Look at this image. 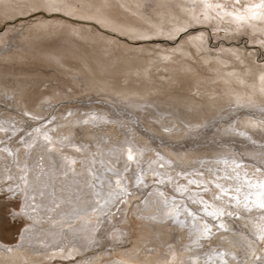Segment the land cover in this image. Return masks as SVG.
Here are the masks:
<instances>
[{
    "label": "bare ground",
    "instance_id": "1",
    "mask_svg": "<svg viewBox=\"0 0 264 264\" xmlns=\"http://www.w3.org/2000/svg\"><path fill=\"white\" fill-rule=\"evenodd\" d=\"M24 3L25 0H5V3L0 5V21L19 17L13 13L21 10L16 7L17 4ZM69 3L78 9H86L89 13L95 14L97 19L105 20L106 26L103 27L131 39L157 37L176 39L182 32L174 34L172 29L183 25L188 18L187 13L193 8H196L198 18L204 20V17L201 18L202 7L194 6L192 0H69ZM88 5L92 7L88 8ZM231 20L225 18L227 22ZM92 21L96 22L95 19ZM213 21L192 24L187 30L196 25L219 27L218 20ZM232 23L235 26H225L231 36L229 39H238L241 34H248L249 30L252 44L263 41L264 20L253 21L254 27L244 25L241 30L234 22ZM35 25L32 24L28 31L17 38V50L0 56V99L3 103L10 102L12 106L17 107L18 104L20 107L23 105L26 111L40 117L51 101L62 98L78 100L98 95L113 102L115 100V103L123 109H125L123 106H128L125 110L137 109L152 114L153 118L150 120L156 123L150 122L148 126L161 134L166 129L169 134L174 135L172 141H181L190 134L197 139L187 138V141L192 143L187 145L164 142L165 147L157 144L159 139L145 135L144 138L136 136L138 143L141 142L138 144L133 141L135 134L134 136L132 134V131L138 134V128H132L129 122L127 123L130 125H122L117 115L112 118L99 115L96 116L97 120L93 124L104 121L119 124L118 128L123 140L119 143L118 140L112 142L111 138L107 139L105 135L100 139L98 138L100 135L93 132L88 140L84 134H81L88 132L86 127H82L84 120L80 119L81 109L73 110L70 116L60 120L55 129L52 127L47 131L51 133L49 136L52 137L56 148L55 151L49 152L46 146L42 148L44 152L40 153L41 158H44L43 165L47 168V174L43 173L46 175L42 174L43 177L37 179L36 174L39 169L36 170L35 164L30 166L31 169L28 171L30 174L24 179L26 198L22 207L27 214H30L28 216L31 217L33 224L24 231L16 245L0 242V264H52L55 261L62 262L75 257V260L67 263L80 264L83 260H89L93 264H110L112 261L125 260L134 264H162L164 259H169L175 261V264H217L219 253H225L223 259L229 264H253L255 259L253 252L264 259V251H262L264 247L261 245L264 242L260 244L252 236L253 233H257L258 227L264 226L261 211L253 209L249 213L242 208H230L224 203L228 201L227 196L223 201H219L220 204L213 200V196L219 194V190L215 187L217 183L229 188L230 194H234L232 189L238 184H243L246 173L253 182L257 178L264 179V176L255 172L256 167H264L256 162L258 159L264 163V92L261 91L264 85L260 81L264 66H257L256 54L250 53L247 57L246 48H232L230 52L226 50L227 47L210 52L207 43L208 34L202 31L190 36L181 46L174 49L161 51L147 49L133 53L127 48H119L120 57L110 60L111 52L106 44L97 39H88V36H84L80 31L72 32V35L85 40V43L66 38L63 40L64 43L45 50L44 43L56 37L62 27L44 30ZM201 34L204 36L203 42H193V37ZM4 36L0 37L2 46L11 39L8 34ZM262 45L264 46V43ZM179 55L183 58L178 57ZM165 56L171 59L165 60ZM186 58L193 59L197 66L184 61ZM31 59L34 61L32 62L34 67L40 69L37 73L17 71L23 70L27 63H31ZM160 70L168 72L169 77L160 74ZM10 98L11 101H8ZM29 103L35 104L33 108ZM144 105L147 107H143ZM101 106L94 108L98 110ZM233 106L238 108L230 113L229 110ZM101 109L106 113L117 112L123 115L116 111V108L109 106ZM166 114L169 116L164 117ZM62 123L65 125L60 126ZM218 125L223 127L219 128ZM193 129L195 130L192 131ZM241 132L244 135H240ZM2 133L3 131L0 134ZM6 135H8L7 131ZM0 136H2L0 139L5 137L4 134ZM79 137L87 140L75 143L74 140ZM243 137L252 138L255 143ZM34 140L32 139L31 143ZM197 140L204 143L196 146ZM38 141L40 143V140ZM71 145L82 149L86 145L88 147L93 145L100 155L87 153L85 155L87 166L85 168L81 166V171H78L76 164L84 162V157L80 159L79 155L75 157V154L73 155L69 150L62 151ZM129 146L136 153L134 161L127 160L126 149ZM242 151L248 154L247 163H244L246 160ZM250 156L254 158L250 159ZM65 157L77 161L73 166L74 172L69 168ZM238 157L240 162L237 161ZM141 160L144 164L140 163ZM93 161H95L94 167ZM236 164L240 167L236 168ZM110 165L119 166L120 170H113ZM142 165L146 167L143 171H141ZM160 165H164L165 169H160ZM141 172L143 177L156 176L155 178L165 184V187H157L155 192L152 191L155 193L151 196L153 199L149 197L145 199L149 202L147 208L145 205L142 206L140 201L136 202L144 193L142 189L134 187V176ZM199 173L204 176L200 178ZM117 175L125 176L126 180L122 183L126 184L133 193H137L131 198H125L126 201L128 200L127 206L122 205L125 212H133L131 217L136 227L127 230L125 227L124 230L115 227L110 237L108 225L114 227L123 219L127 221L126 214L120 211L121 204L112 203L116 197L109 195L110 185L115 186ZM6 176L3 174V179H7ZM181 177L186 180L180 182L183 186L186 185V188L183 187L181 190L184 199L179 201V198H176L175 202L171 200L174 196L169 186L176 185ZM167 179L170 181L166 182ZM189 180L198 184L203 181V184L207 183L206 186L213 188V194L210 196L204 194L207 203L212 207L224 206L227 211L238 212L241 219L236 220L225 215L214 223L211 217L208 218L203 213L204 203L200 204V200L203 201L201 198L204 196L200 197L198 193L191 192L193 188L187 183ZM145 182L142 184L144 185ZM188 190L191 193H187ZM242 191H246V188ZM160 192L164 193L163 199L168 201L161 207H171L175 203L180 206L185 204L193 212L199 209L198 215L202 213L199 218L201 222L209 221L213 224L223 222L227 231L213 227V234L209 238L201 239L198 244H194L193 219L187 217L183 209H177L180 213L177 218L163 217L156 203ZM96 200L100 202L99 206ZM106 201L108 203H105ZM189 204L195 205L197 209L190 208ZM101 206L109 213L108 215L102 216L99 211L91 212L93 208ZM211 210L212 208H209V211ZM113 212L115 216H112ZM119 214L122 215V220L118 218ZM149 216H156L157 219H146ZM43 219L46 221L41 222ZM98 219L105 223L102 225L104 229L102 231H99ZM181 221L183 223H180ZM29 223L30 221H27L25 225ZM240 224L248 227L251 234ZM102 232L105 236L101 234ZM130 232H133L132 241L126 243ZM107 241L114 242L115 246L113 245L111 250H100L99 254L95 252L84 259L83 256H78L84 251L96 250ZM6 247H12L14 251L7 252L4 250ZM74 248H78L79 251L67 256V253ZM61 250L64 254H61Z\"/></svg>",
    "mask_w": 264,
    "mask_h": 264
},
{
    "label": "rangeland",
    "instance_id": "2",
    "mask_svg": "<svg viewBox=\"0 0 264 264\" xmlns=\"http://www.w3.org/2000/svg\"><path fill=\"white\" fill-rule=\"evenodd\" d=\"M194 6H196V5H194ZM78 7L79 8L81 7L80 4L78 5ZM214 12L215 13H213V15H215L217 12H219L220 15L223 17V19H222L223 21H225V18H231L228 16H226L224 18L225 15H224L223 10L221 11L219 9H215ZM203 17H204V15L202 14L201 18H203ZM41 20L48 21L49 23H54V24L62 22L64 25V26H62V28H60V32L56 37H54L50 41H47L46 43H44L45 50L52 49L53 47H56V46L64 43L63 40L66 38H73L76 40H80V38L72 35V32L80 31V32H82V34H84V36H88V39H91V40L97 39L101 43L106 44V46L109 47V51L111 52L110 60H115L116 58L120 57L119 55H121L119 48H121V49L127 48V49H129L130 52H133V53H135V52L138 53V52H141L142 50L145 51L147 49L156 50V51H161V50H166V49L170 50V49H174V48L181 46L182 43L185 42L187 39H189L190 36L198 34L202 31H205L208 34L207 43L210 46V48H209L210 52H215V51L219 50L220 48L222 49L223 47H227L229 50L228 49H226V50L230 51V52L232 51V48H234V49H236V48L237 49H245L246 48L247 49L246 56L249 57L250 53H253L254 55L256 54L257 57H255V58L257 59V66H259V67L264 66V46L262 45L263 43L252 44L250 42L251 33L249 30H248V34H241L238 39H234V38L229 39L231 37L230 34H228L229 31L227 30V28H221L220 29V27L221 26L224 27V25L222 24V20H219V19H216V20H218L217 24L220 23L219 27H217V25L213 26V27L210 25L203 26V27L196 25L198 27L193 26V27L189 28L188 32H182L181 35H179L178 38H176V39H169L166 37H157V38H152V39L151 38H149V39H131L128 36H125V35H122V34L115 32V31H112L110 29H107V28L101 26L100 24H97L95 21L79 20L78 17H66L63 13H60V14L43 13V14L36 15L34 18L26 15L24 18L17 17L15 19L7 20V21H2V22L0 21V37L4 36V35L6 36V34H8L11 37V39L9 41L6 40L7 41L6 44L4 43L3 46L0 45V56L9 54L12 51L17 50L18 49L17 38L19 39L21 34L28 31V28H30V26H32V24H36L37 21H41ZM231 21H230L231 24H229L228 26H231V25L235 26ZM213 22H215V20ZM225 22H227V21H225ZM209 27L211 28V30H209L210 29ZM207 28H209V29H207ZM238 28L240 30L242 29L241 27H238ZM236 33L237 32H234V34H236ZM70 34L72 37L70 36ZM168 40H170V41H168ZM80 41H82L84 43L86 42L85 40H80ZM263 41H264V39H263ZM191 46L193 47V45H191ZM178 57L183 58L180 55ZM184 61L190 62L192 65L197 66V63L193 59L191 60V59L186 58V59H184ZM30 62H31L30 64L27 63V65L23 67V70H17V71H23V72H27V73H37L40 69L34 67V65L32 64V62H34V61L32 59ZM45 73H48V72H45ZM159 73L165 74L166 77H169L168 72H164V70H160ZM44 90H46V89H44ZM11 98H13V97H11ZM11 98L8 99V101H11ZM197 98L200 99L199 97H197ZM92 101H93V103H92ZM115 102H116L115 100L113 102L111 100H108V99L103 98V97L98 96V95H95L94 97L85 98V99L79 98L78 100H66V99L62 98V99H59V100L54 101V102L53 101L49 102L48 106L46 107L47 109L45 110V113H43V115H41L40 117H36V116L32 115L33 113L26 111L25 107L23 105H22V107H20L19 104H18V107L12 106L10 104V102H8V104H5L0 99V129H2V130H0V133L3 131L2 134L5 135V137L3 136V138L0 139V142H2V143H0V149L7 148V149L11 150V152L13 153V155H8L6 152L0 151V242H2V244H15L16 245V243H18L21 240L24 231L30 225L33 224V223H31V221H32L31 217L28 216L30 214H27V212L25 210H24V212H26L27 217L25 216V214H22L16 218H13V216L11 215L12 212H18V213L21 212V210L23 209L22 206L24 204V200L26 198V195H25L26 194L25 193L26 192L25 191L26 183L24 182V180L21 179V177L23 176L24 178H26L30 174V173L28 174V171H30V169H31L30 166L34 165V164L36 165L35 166L37 168L36 170L39 169V171H37V174H36V175H38L37 179L38 178L40 179L41 177H43V175L45 176L47 174L46 173L47 168L45 165H43V164H45L44 158L43 157L41 158V156H40V153L44 152L42 150V148H44L46 146L48 147L46 142H44V140H43L42 133L45 131H48L52 127H53V129H55V126H58V123L60 122V120H62L65 116H69L68 113L72 114L73 110H75L77 108L81 109V116H80L81 120L88 119L91 115L92 116L93 115H95V116H99V115L110 116L111 118L113 116L117 115L116 117L118 118V120L120 122H122V125H128L130 123L132 125V128L133 127L138 128V130H139V132L137 131L138 134H136L135 131H132L133 136L135 134L133 141H135L137 143L139 142L137 137H143L144 138L145 135L153 136V137L159 139V142L157 144H162L163 146H165V144L167 142H171L175 145L178 143H180V144L183 143L186 145L188 143L192 144L191 142H189V140L187 141V138L188 139L192 138V140H193V138H195L192 136V134H190L189 137L182 138L181 141L180 140L179 141H172V139L174 138V135L169 134L168 131H166V129L161 134L157 130H154L153 128H150V126H148V124H150V122H152V120H150V118H153L152 114L146 113L145 111L141 112V110H137V109L125 110L126 108H128V106H123L125 108V109H123L120 107V105L116 104ZM33 104L34 103H29V106L31 108H33V106L35 105V104L34 105ZM105 104H107L110 108H116L115 109L116 111L121 112V113H123V115L124 114L125 115L124 116L122 114L119 115V113H117V112H116V114L115 113H113V114L112 113H106L105 111H103V109H101L102 107H108ZM99 105H102L101 108L96 110L94 107L99 106ZM143 107H147V106L144 105ZM233 107H235V108H233ZM233 107L229 110L230 113L235 111L238 108V106H233ZM142 109H144V108H142ZM150 109L152 110V108H150ZM93 111H96V112H93ZM242 111H244V110H242ZM97 112H99V114ZM154 112H156V111H154ZM130 114H131V117H130ZM127 115H129V116H127ZM168 116H167V114L164 115V117H168ZM93 122L95 123L96 121H93ZM93 122L89 123V124H84V123L82 124V127H86V130H88V132H87V134H85L84 132H81V134H84L86 136L85 138H88V140H90L89 137L93 133H96L97 135L99 134L100 136H98V138H100V139H102V137H104V135H105L106 137H108L107 139L111 138L110 140H112V142L113 141L115 142L116 140H118V143H119L120 140H123L122 133L120 132V129L118 128L119 124H117L115 122H110V121L105 122L104 121V122L100 123L101 125L99 123L94 125ZM127 122H129V123H127ZM152 123H156V122H152ZM64 125H65L64 123L60 124V126H64ZM206 125H208V124H206ZM234 125H235V123H234ZM174 127H176V126H174ZM218 127L220 128L223 126L218 125ZM218 127H216V129H218ZM216 129H215V131H217ZM37 130H39V133L37 132ZM194 130L195 129H193L192 131H194ZM6 131H7L8 135H6ZM189 131H191V129ZM2 134H0V135H2ZM48 134L51 135V133H49V132H48ZM0 137H2V136H0ZM30 137H32V138H30ZM36 137L38 139H36ZM85 138L79 137V139L74 140V142L75 143L82 142V140H84ZM32 139L33 140L35 139L34 141L37 140L36 145H34L31 149L25 150L26 149V147H25L26 143H31ZM195 139H197V138H195ZM243 139L248 140L251 143H255V142H253L252 138L249 139L248 137H243ZM28 140H29V142H27ZM38 140H40V143ZM85 140H87V139H85ZM156 141H158V140H156ZM164 142H165V144H164ZM202 142L201 141L199 142V140H197L198 144L195 142V145L199 146L202 144ZM138 144H141V142ZM93 149L95 150V147L93 148V145H92V147L91 146L88 147L86 145V147L85 148L83 147V149L81 148L82 151L78 153L75 151V148L72 147V145H71V146H67V148H64L62 151L69 150L72 152L73 155L75 154L74 155L75 157L79 155L80 157L79 156L78 157L80 159H83V157H84V159H83L84 162H78L76 164V166H78V169H79L78 171H81L82 167L85 168L87 166V163L85 162V160L87 159V158H85V155L87 153L100 155L99 152H97L96 150L94 151ZM161 150H162V154H164L163 149H161ZM242 155L244 156L243 158H245V160H246V161H244V163H247L248 154L246 153V151H242ZM239 158L240 157H238V159H237L238 162H240ZM251 158H254V157L250 156V159ZM138 160H139V156L137 155V162H138ZM256 162L260 166H264V163L259 161L258 159H256ZM37 163H39V164H37ZM140 163L144 164V162L142 160L140 161ZM111 168L113 170H120L119 166H111ZM159 168L164 170L165 166L160 165ZM135 169H136V167H135ZM145 169H146V167H144V165H142L141 171H143ZM43 173H46V174H43ZM3 174L7 175L6 176L7 179H3ZM199 174H197V175H199ZM62 175H65V174H62ZM139 175H142V172ZM200 175L201 176H199V177L202 178L203 174H200ZM155 177H147V175H146L144 177V181H146L147 183L145 182L144 185L140 184L139 186H136V185L134 186L136 189H142L144 192V193H142V196L140 198H138L139 200H136V202L140 201L142 206L144 205L145 199H147L148 197L153 199L151 196L154 195L155 193H152V191L155 192L157 187H161V186L165 187V184L160 183L159 182L160 179L155 178ZM123 178L124 179L122 181H125L126 177L123 176ZM181 178L179 181L176 182V185H174L173 187L168 185L171 193H173V196L175 197V200H174L175 202L177 200L176 198H179V201H183L182 199H184L183 198L184 194H181V190L183 189V187L186 188V185L183 186L180 182L181 181L186 182V180L183 177H181ZM168 181H170V180L167 179L166 182H168ZM203 182H201L202 184L201 183L198 184V182L195 184H191L190 187L193 188V190L191 192L194 194L198 193L197 195H199L200 197H203L204 194L206 196L207 195L210 196V194H213V188L209 187L208 185L206 186L207 183L203 184ZM187 183H188V181H187ZM205 189H208V191H205ZM190 190H188L187 193H189ZM131 192L133 193V191H131ZM136 194H137L136 192L133 193V195H136ZM204 198H205V196L201 199L204 202H208ZM35 199H36V197H35ZM171 200H173V197L171 198ZM203 201L200 200V204L204 203ZM127 202H128V200H127ZM127 202L121 204L119 207L121 209L120 211H122L124 213V215L126 214L127 221L124 220L122 215L119 214L118 218L121 220L123 219L122 222L117 223L118 225L120 224V226H118L117 224L114 225V227L111 225L107 226V228L109 230L108 232H109L110 237H112L110 233H112V231L115 227L118 230L119 229L124 230L123 227H125L126 230L130 229L131 227L135 229V227H136V226H134V223H133L132 217H131L133 212L132 213L125 212V209L122 207V205H124V204L127 206ZM215 202H217V201H215ZM217 203L220 204L219 201ZM135 206L133 207V209H135ZM184 206H185V204H184ZM184 206H180L178 208V210L183 209ZM189 207L193 208L194 210L197 209V207L193 204H189ZM91 212L97 213V211L96 212L91 211ZM114 214L115 213L113 212L112 216H115ZM200 214L202 215V213H200ZM200 214L198 215L199 218H200ZM128 215H129V219H128ZM112 216L109 215L110 219H112ZM230 217L238 220L240 218V215L238 218H237V215H235V214L233 216H230ZM208 218H210V217H208ZM94 219H96V218H94ZM94 219H92V221ZM27 221H30L29 225H25V223ZM45 221H46V219L41 220V222H45ZM212 221L214 223L217 222L214 220H212ZM104 224L102 222L99 223V231L104 230L102 228V225H104ZM108 224H109V222H108ZM241 227L247 229V231L250 232L248 227H246V226L244 227L242 225H241ZM106 231H107V229H106ZM130 233H129V236L127 237L126 243H129L132 241V238H133L132 233L133 232L131 233L132 235ZM98 234H99V232H98ZM101 234L104 235L103 232ZM250 234H251V232H250ZM97 236H99V235H97ZM252 236L256 238V234L253 233ZM121 242L122 241H120V244H121ZM115 243H117V242H115ZM261 243L262 242H260V244ZM113 245H114L113 241H107V242H104V244L102 246H99V248H97L96 250H89V251L87 250V251H84L83 253L79 254L78 256H83V259H84V257L91 256L90 254L93 255V253H95V252L97 254H99L100 250L101 251L111 250V248H113L115 246V245L114 246ZM122 245L123 244H121V246ZM261 245L264 247V243H262ZM262 251H264V250H262ZM71 259H74V258H71ZM66 261L67 260H64L62 262L56 261L55 263L53 262L52 264H65Z\"/></svg>",
    "mask_w": 264,
    "mask_h": 264
},
{
    "label": "snow or ice",
    "instance_id": "3",
    "mask_svg": "<svg viewBox=\"0 0 264 264\" xmlns=\"http://www.w3.org/2000/svg\"><path fill=\"white\" fill-rule=\"evenodd\" d=\"M194 5H198L202 7L204 20H200L196 14V8H193L190 12L187 13V19L186 22L181 25L180 27H174L172 29L174 34H178L180 32H185L188 27H190L192 24H204L209 23L212 20L219 19L222 20L223 17L220 15L219 12H217L215 15H213L214 9H222L224 11V15L231 17L232 22H234L237 27H242L244 25H248L249 27H254L252 25L253 21H259L264 20V0H244V2H241V0H233L231 3V10H228L229 6L226 4H221L219 2L214 3L213 0H192ZM5 3V0H0V5H3ZM17 8H20L21 10L18 13H13L14 15H18L21 18H24L26 15L35 17L38 14L43 13H49V14H60L63 13L66 17H78L79 20H96L97 24H100L102 26H106V21L97 19L95 14L89 13L86 9H78L76 8L72 3H69V0H25V3L23 5L17 4ZM92 7V5H88V8ZM99 11V10H98ZM79 14V15H78ZM63 23H49L48 21H37L35 27L39 29H50L55 27H62ZM204 36L201 34L200 36L193 37V42L199 41L203 42ZM260 43H264V41H260ZM165 60L171 59V57L165 56ZM260 81L262 85H264V73L260 76ZM262 92H264V88L261 89ZM70 116L71 113H68ZM97 117L95 115L90 116L88 119H85L83 121L84 124L92 123L93 121H96ZM255 127V125H253ZM2 130V129H0ZM39 133V130H37ZM240 135H244L243 132L240 133ZM43 140L48 145L47 151H55V145L53 143L52 137L49 136L48 132L45 131L42 133ZM2 143V142H0ZM34 146L33 143H26L25 147L28 149H31ZM72 147L75 148L76 152H81V148L76 147L72 145ZM0 151L6 152L8 155H13L11 150L7 148L0 149ZM126 155L128 161H134L136 157V153H134L133 148L129 146L126 149ZM65 160L67 161V164L69 168L74 172V165L77 163L75 159H69L68 157H65ZM93 167L95 166V161H93ZM240 165L236 164V168H239ZM91 171V169H89ZM256 173H260L261 176H264V167H256L255 168ZM255 175V174H253ZM231 178V177H230ZM237 179L239 178V174L237 173ZM22 180L25 178L22 176ZM122 175H117L115 177V186H111V192L110 197L115 196L116 200L112 201V203H126L125 198H131L133 193L129 190L128 186L124 183H122L123 180ZM144 181V177L142 175H135L134 176V182L136 186H139ZM160 183H163V181H159ZM189 184L196 183V181L189 180ZM215 187L219 190L218 195L213 196L214 201H223L224 197H228V201L224 202L228 207L233 209H240L242 208L246 212H252L253 209H259L262 214V218H264V179L257 178L255 182H253V179L245 174V178L243 181V184H238L237 187L232 189V192L234 194H230L229 188H225L223 185L217 183L215 184ZM246 191H242V189H245ZM179 190V189H178ZM186 190V189H185ZM205 191H208V189H205ZM164 193L160 192L156 203L158 208H160V211L162 212L163 217L166 218H177L180 213L177 211V209L180 207L179 204L173 203L171 207L163 208L162 205H166L168 201L166 199H163ZM173 200H175V197H173ZM234 201V203H232ZM105 203H108L106 201ZM192 203H196L195 201H192ZM96 204L99 206L100 202L96 201ZM145 208L149 206L148 201H144ZM58 207V205H57ZM212 208L211 211H209V208ZM94 212L99 211V214L102 216H106L109 213L104 211L102 206L100 208H93ZM193 212L190 210L187 206L183 208V213L187 217H191L194 221L193 225V243L198 244V241L201 239L209 238L213 233L212 229L213 227H216L218 229H224L225 228L223 222H220L218 224H213L209 221L201 222L199 219L198 213ZM203 213L207 217H211L212 220L218 221L221 217L227 215V216H233L234 214L237 215V218L239 217L238 212L234 211H227L226 207L224 206H217L212 207L207 202H204L203 206ZM22 214H26L24 210L22 209L21 212H12L11 215L13 218H16ZM146 219L155 220L157 219L156 216H149L146 217ZM98 223H100L98 219ZM180 223H183L182 221ZM91 242V241H90ZM256 242H264V226L258 227L257 233H256ZM7 252H13L14 249L12 247H6L4 248ZM78 248H74L70 250L67 253V256H72L74 252H78ZM61 254L63 253V250H61ZM225 256V253H219L218 254V261L217 264H229V262L223 257ZM253 256L255 257L253 264H264V259H262L260 256L255 255V252H253ZM233 259L235 257L233 256ZM80 264H93L92 261L89 260H83L80 262ZM110 264H134V262L125 261V260H116L110 262ZM162 264H175V261L164 259L162 261Z\"/></svg>",
    "mask_w": 264,
    "mask_h": 264
}]
</instances>
